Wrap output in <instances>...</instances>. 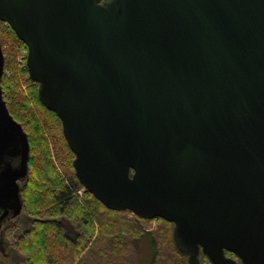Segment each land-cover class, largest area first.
<instances>
[{
	"label": "water",
	"instance_id": "obj_1",
	"mask_svg": "<svg viewBox=\"0 0 264 264\" xmlns=\"http://www.w3.org/2000/svg\"><path fill=\"white\" fill-rule=\"evenodd\" d=\"M0 22L86 192L172 223L188 264H264V0H0ZM28 160L0 86V239Z\"/></svg>",
	"mask_w": 264,
	"mask_h": 264
},
{
	"label": "trees",
	"instance_id": "obj_2",
	"mask_svg": "<svg viewBox=\"0 0 264 264\" xmlns=\"http://www.w3.org/2000/svg\"><path fill=\"white\" fill-rule=\"evenodd\" d=\"M0 39L4 70L12 74L11 78L5 73L2 75V97L9 114L21 125L29 143L28 176L21 189V197L25 214L32 221L29 229L23 233L25 237L22 242L18 237L14 243L24 255L23 264H114L115 260L121 264H137V241L144 238L142 225L152 221L158 222L160 229L158 238L148 234L155 249L150 264H162L160 253L164 250L172 257L169 264H186L173 244L172 223L162 219L144 220L128 211L114 212L86 191L81 203L75 200L73 196L82 186L74 176V155L64 138L61 122L41 104L36 84L30 79L25 82L30 103L21 92L19 77H27L28 71L21 64L18 65L15 48L21 50L24 44L10 27L0 31ZM24 62L21 63L24 65ZM44 133L51 142L54 159L70 179V185L65 183L53 165ZM39 165L47 170L45 177L35 168ZM71 223L73 228H68L67 225ZM9 235L12 236L11 233ZM58 236L60 244L51 243V239ZM89 252H97L95 262L89 259ZM226 255L236 259L232 254ZM199 264L211 263L200 254Z\"/></svg>",
	"mask_w": 264,
	"mask_h": 264
},
{
	"label": "rangeland",
	"instance_id": "obj_3",
	"mask_svg": "<svg viewBox=\"0 0 264 264\" xmlns=\"http://www.w3.org/2000/svg\"><path fill=\"white\" fill-rule=\"evenodd\" d=\"M7 27H9L7 24L0 22V31L3 32ZM0 42H1V39H0ZM1 47H2V43H1ZM15 51H16L15 53L18 54V56H17L18 65L21 64V66L26 68V62H24V65L21 62L23 60L26 61L27 48L24 45V47L21 50L18 48H15ZM2 52H3V48H2ZM4 73L6 74L7 77H9V78L12 77V74L7 72L6 70H4ZM24 78L19 77V82H20L21 87H22L21 92H23L25 94L24 98L27 102H29L30 98L28 96V87L25 84L26 79L28 80L29 76L24 77ZM36 87H37V85H36ZM3 95H4V93H3ZM36 115H37L38 119H40L37 112H36ZM43 135H44V137L48 143V146L50 148L53 165L55 166L56 170L61 175V177L64 179L65 183L69 184L70 179H68V177H66V175L64 173L65 171L63 169H61L59 163L54 159L53 149H52V145H51V142L49 140L48 135L46 133H44ZM35 168L38 170L39 173H42V175L44 177L46 176L47 170L44 168L43 165L36 166ZM74 176H75V173H74ZM23 185H22V187H23ZM84 192H85V190L82 187V189H79V190H77V192H75V195L73 197L75 198V200H77L79 203H81V199H82ZM25 213H26L25 206H23V211H22L20 218L18 220H16L15 222H13L12 224L10 223V224L6 225V228L3 231L2 244L0 245V264H23V260H24L23 256L24 255L18 251V247L16 245H14V243L17 242L16 239L18 237L20 238V242H22V238L25 237L23 233L25 232L26 229L28 230L30 225H31L30 222L32 221V218L28 217ZM129 218H130V216H129ZM67 226H68V228H73L72 223L68 224ZM172 228H173V226H172ZM159 229H160V227L158 226V222H156V221H152L151 223H148L146 225H142L141 231L143 232L144 238L137 241V247H136V249H137V253H136L137 264H150L151 259H153L152 257L154 255L155 249L152 248V246H151L152 245V241H151L152 237L148 234L150 233L151 235H153V237L155 236L154 238H158L157 236H159L158 235ZM9 233H11L12 236H10ZM59 237L60 236H58V238H52L51 243L60 244L61 241L58 240ZM171 237H172V232H171ZM13 238H14V240H13ZM29 243H31V240L29 241ZM117 249H118V247H117ZM122 249L124 250L125 248L123 247ZM97 252H99V251H97ZM96 253L89 252L88 257L90 260H92V262H95L94 257L96 256L95 255ZM160 257H161L162 264H169V262H171V259H172L170 254L165 250L161 251ZM184 260H185V263L188 264L185 257H184ZM103 264H105V263H103ZM114 264H121V263L119 260H115Z\"/></svg>",
	"mask_w": 264,
	"mask_h": 264
},
{
	"label": "flooded vegetation",
	"instance_id": "obj_4",
	"mask_svg": "<svg viewBox=\"0 0 264 264\" xmlns=\"http://www.w3.org/2000/svg\"><path fill=\"white\" fill-rule=\"evenodd\" d=\"M102 1H106V0H102ZM23 185V184H22ZM22 214V213H21ZM21 214H20V216H21ZM20 216L19 217H17V218H13V219H7V220H5L4 221V223H3V226H2V235H3V231H4V229L6 228V225H8V224H12L13 222H15L16 220H18L19 218H20ZM2 235H1V239H2ZM0 239V240H1ZM1 244H2V240H1ZM0 244V245H1Z\"/></svg>",
	"mask_w": 264,
	"mask_h": 264
}]
</instances>
